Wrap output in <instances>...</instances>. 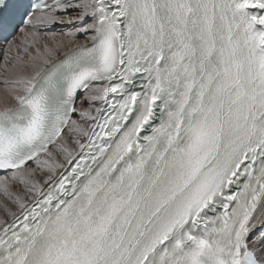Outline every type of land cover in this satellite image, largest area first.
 I'll return each mask as SVG.
<instances>
[{"label": "snow or ice", "instance_id": "1", "mask_svg": "<svg viewBox=\"0 0 264 264\" xmlns=\"http://www.w3.org/2000/svg\"><path fill=\"white\" fill-rule=\"evenodd\" d=\"M0 41V264H264V0H0Z\"/></svg>", "mask_w": 264, "mask_h": 264}, {"label": "rangeland", "instance_id": "2", "mask_svg": "<svg viewBox=\"0 0 264 264\" xmlns=\"http://www.w3.org/2000/svg\"><path fill=\"white\" fill-rule=\"evenodd\" d=\"M0 48H1L0 49L1 50L0 51V63L3 65V63H4V51H5L6 45L5 44H3V45L0 44ZM0 78H3V74H0Z\"/></svg>", "mask_w": 264, "mask_h": 264}, {"label": "bare ground", "instance_id": "3", "mask_svg": "<svg viewBox=\"0 0 264 264\" xmlns=\"http://www.w3.org/2000/svg\"><path fill=\"white\" fill-rule=\"evenodd\" d=\"M16 36L18 37L19 36V34L17 33L16 34ZM81 39H82V37H81ZM1 49V48H0ZM1 51V50H0ZM0 66H2V64L0 63ZM0 74H2L1 72H0ZM0 79H2V78H0ZM3 199V197H0V200H2ZM0 214H2V213H0Z\"/></svg>", "mask_w": 264, "mask_h": 264}]
</instances>
